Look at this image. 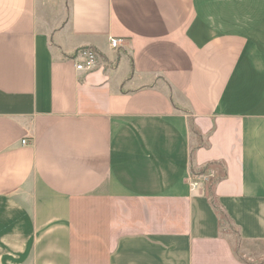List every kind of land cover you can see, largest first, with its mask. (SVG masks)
I'll use <instances>...</instances> for the list:
<instances>
[{
    "label": "crops",
    "instance_id": "0c3cea01",
    "mask_svg": "<svg viewBox=\"0 0 264 264\" xmlns=\"http://www.w3.org/2000/svg\"><path fill=\"white\" fill-rule=\"evenodd\" d=\"M0 264H264V0H0Z\"/></svg>",
    "mask_w": 264,
    "mask_h": 264
},
{
    "label": "built area",
    "instance_id": "2783aa9c",
    "mask_svg": "<svg viewBox=\"0 0 264 264\" xmlns=\"http://www.w3.org/2000/svg\"><path fill=\"white\" fill-rule=\"evenodd\" d=\"M109 45L113 50H117L121 46V40L112 39ZM72 59L75 62V69L77 71L89 72L98 65L99 55L94 49L81 48L73 55ZM22 143L24 144L25 141H22Z\"/></svg>",
    "mask_w": 264,
    "mask_h": 264
},
{
    "label": "rangeland",
    "instance_id": "374dc122",
    "mask_svg": "<svg viewBox=\"0 0 264 264\" xmlns=\"http://www.w3.org/2000/svg\"><path fill=\"white\" fill-rule=\"evenodd\" d=\"M77 52H78V50L75 51L74 55H75ZM234 247H235V254L237 255V257H239V258H241V259H245V258H244V254H243V252L239 250L238 246L235 244ZM245 260H246V259H245Z\"/></svg>",
    "mask_w": 264,
    "mask_h": 264
},
{
    "label": "trees",
    "instance_id": "16d2710c",
    "mask_svg": "<svg viewBox=\"0 0 264 264\" xmlns=\"http://www.w3.org/2000/svg\"><path fill=\"white\" fill-rule=\"evenodd\" d=\"M211 205L213 206L214 209H216L218 211L219 216L222 218V214H221L220 210L218 209V206L212 200H211Z\"/></svg>",
    "mask_w": 264,
    "mask_h": 264
}]
</instances>
